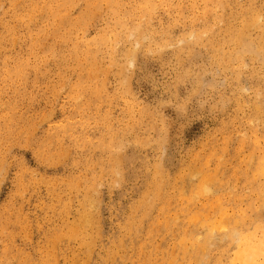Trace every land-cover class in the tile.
<instances>
[{"label":"rangeland","instance_id":"1","mask_svg":"<svg viewBox=\"0 0 264 264\" xmlns=\"http://www.w3.org/2000/svg\"><path fill=\"white\" fill-rule=\"evenodd\" d=\"M261 167L264 0H0V264H242Z\"/></svg>","mask_w":264,"mask_h":264},{"label":"bare ground","instance_id":"2","mask_svg":"<svg viewBox=\"0 0 264 264\" xmlns=\"http://www.w3.org/2000/svg\"><path fill=\"white\" fill-rule=\"evenodd\" d=\"M260 14H261V13H260ZM249 15H250V14H249ZM218 16H219V15H218ZM250 16H251V15H250ZM254 16H255V19H254ZM254 16H251V17H250L251 21H248V22H247L248 24L246 23V21L242 22L243 27H241L239 30H236V31H235V34H234V37H233L234 39H233V40H234V42H236V44H237V49H240V48L242 49V47L244 46V45H243V44H244V39L247 40L246 38H244V37H245V34H247V29H248L250 26L254 25V24L257 22V21H255V20H259V19H260V16H258L259 18L256 17L257 15H255V12H254ZM261 16H262V15H261ZM220 22H221V21H220ZM258 22L260 23V20H259ZM126 23H127V22H126ZM259 23H258V24H259ZM256 24H257V23H256ZM256 24H255V25H256ZM128 25H129V24H128ZM255 25H254V26H255ZM241 26H242V25H241ZM254 26H253V27H254ZM127 27H128V26H127ZM253 27H252V28H253ZM255 27H257V25H256ZM250 28H251V27H250ZM139 31H140V30H139ZM203 31H204V30H203ZM245 31H246V33H245ZM205 32H206V30H205ZM205 32H202V33H205ZM130 35H132V34H130ZM195 37H196V36H195ZM246 37H247V36H246ZM193 40H194V39H193ZM249 46H250V45H249ZM235 47H236V46H235ZM243 48H244V47H243ZM232 51H233V50H232ZM244 53H245V52H244ZM244 53H243V54H244ZM237 56H238V55H237ZM237 56H235V57H237ZM225 57H226V56H225ZM227 59H228V58H227ZM228 61H229V60H228ZM240 63H241V62H240ZM93 74H94V72H93ZM94 75H95V74H94ZM95 90H96V89H95ZM241 90H242V89H241ZM113 143H114V141H113ZM117 145H118V144H117ZM107 146H108V145H107ZM94 150H95V149H94ZM61 152H62V151H61ZM65 155H66V154H65ZM116 156H117V155H116ZM65 158H66V157H65ZM63 159H64V158H62V160H63ZM261 160H262V159H261ZM114 161H115V160H114ZM249 162H250V161H249ZM158 166H159V165H158ZM159 167H160V166H159ZM112 168L114 169V167H112ZM258 169H259V168H258ZM157 170H158V169H157ZM157 170H156V171H157ZM190 170H191V169H190ZM246 170H247V169H246ZM259 170L261 171V170H264V169H262V167H261V169H259ZM160 171H161V170H160ZM160 171H159V172H160ZM193 172H194V171H193ZM156 173H157V172H156ZM189 173H190V172H189ZM189 173H188V174H189ZM190 174H191V173H190ZM193 174H194V173H193ZM193 174H192V175H193ZM157 175H160V174L158 173ZM183 175H184V174H183ZM196 175H197V174H196ZM196 175H195V176H196ZM159 177H160V176H159ZM187 177H188V176H187ZM190 177H191V176H190ZM205 177H206V176H205ZM202 178H203V177H202ZM154 179H155V178H154ZM205 179H206V178H205ZM207 179H208V178H207ZM207 179H206V181H207ZM210 179H211V178H210ZM210 179H209V180H210ZM158 181H160V180H158ZM204 181H205V180H204ZM211 181H212V180H211ZM209 182H210V181H209ZM158 183H159V182H158ZM207 183H208V182H207ZM155 184H157V183H155ZM200 184H201V183H200ZM157 185L159 186V184H157ZM206 185H207V184H206ZM89 187H90V185H89ZM155 187H157V186H155ZM203 187H205V184H204ZM204 189H205V188H204ZM208 189H209V188H208ZM157 190H158V189H157ZM180 190H181V189H180ZM202 190H203V188H202ZM181 191H182V190H181ZM207 191H208V190H207ZM148 192H149V191H148ZM158 192H159V191H158ZM160 192H161V190H160ZM208 192H209V191H208ZM155 194H156V193H155ZM158 194H159V193H157V195H158ZM159 195H160V194H159ZM148 196H149V195H147V199H148ZM158 197H159V196H158ZM158 197H157V198H158ZM92 198H93V197H92ZM90 199H91V198H90ZM88 200H89V198H88ZM140 200H141V199H140ZM91 201H92V200H91ZM89 202H90V201H89ZM152 202H153V201H152ZM140 204H141V203H140ZM139 206H140V205H139ZM220 207H221V206H219V209H220ZM145 210H146V209H145ZM221 210H222V209H221ZM200 213H201V212H200ZM219 213H221V212H219ZM219 213H218V215H219ZM86 214H87V213H86ZM88 214H89V213H88ZM142 214H143V213H142ZM222 214H223V213H222ZM193 215H194V214H193ZM191 216H192V214H191ZM203 216H204V215H203ZM84 217H86V215H85ZM91 217H92V216H91ZM205 217H206V216H204V218H205ZM86 218H87V217H86ZM191 218H194V220H195V219H196V216H195V217L193 216V217H191ZM240 218H242V217H240ZM82 219H83V218H82ZM84 220H85V218L83 219V221H84ZM92 220H93V219H92ZM172 220H173V219H172ZM194 220H192V221L195 222L196 220H199V219L197 218L195 221H194ZM212 220H213V219H212ZM214 220H217V219H214ZM234 220L236 221V219H233V221H234ZM139 221H140V220H139ZM174 221H175V220H174ZM199 221H200V220H199ZM84 222H87V221H84ZM84 222H83V224H86V223H84ZM175 222H176V221H175ZM201 222H202V221H201ZM220 222H221V221H220ZM220 222H217V223L219 224ZM222 222H223V221H222ZM222 222H221V223H222ZM81 223H82V222H81ZM81 223H80V224H81ZM88 223H89V220H88ZM199 224H200V223H199ZM213 224H214V223H213ZM224 224H225V222H224ZM236 224H237V223H236ZM152 225H153V224H152ZM219 225H222V228H225V227H226V226L223 227V226H224L223 224H219ZM213 226H215L214 228H216V225H215V224H214ZM213 226H212V227H213ZM158 227H159V226H158ZM208 227H209V226H208ZM254 227H256V226H254ZM261 227H262V226H261ZM204 228H205V227H204ZM220 228H221V227H220ZM222 228H221V229H222ZM262 228H264V227H262ZM155 230H156V229H155ZM208 230H212V231H213V228H212V229H209V228H208ZM218 230H219V229H218ZM226 230H227V229H226ZM255 230H256V228H255L254 230H252V231H255ZM257 230H258V229H257ZM212 231H211V232H212ZM252 231H250V232H252ZM228 232H229V231H228ZM255 232H256V231H255ZM261 232H264V230L261 229ZM261 232H260L259 235H262ZM253 233H254V232H253ZM253 233H252V234H253ZM191 234H192V233H191ZM224 234H225V233H224ZM224 234H223V237H221V238H224V237L226 238V235H224ZM228 234H229V233H228ZM228 234H227V235H228ZM246 234L249 235L250 233H247V232H246ZM254 234H255V233H254ZM230 235H231V237H234L235 239H236V238H239V243H240L241 247L243 246L242 248L239 246V247L241 248V250H240V248H238L239 251H237V252H238V254H236V255H238L237 257H239V254H240V253L242 254V252H243L244 255H247V256H249V258H251V256L253 255V253H254L255 251H254L252 248H250V246H251V247L253 246V245H250V244H251V243L254 244L255 242H254V241L251 242V240H249V241L247 242V238L244 236L245 233H244V235H240V234H239L237 231H235V230H232V233H231ZM248 235H247V236H248ZM199 236H201V235H199ZM238 236H239V237H238ZM262 236H264V235H262ZM231 237H230V238H231ZM248 237H249V236H248ZM253 237H254V235H253ZM195 238H197V237H195ZM256 238H257V237H256ZM182 239H183V237H182ZM182 239H181V240H182ZM186 239H187V238H185V240H186ZM190 239H191V238H190ZM211 239H212V238H211L209 235H208V236L206 235V237H205L204 240H202V241H200V239H199L198 242H195V245L191 244V245L194 246V247L192 246L193 250H195L197 253H198L199 251H200V252H203L204 249H206V245L212 242V241L210 242ZM213 239H216V237H215V238L213 237ZM218 239H219V238H218ZM249 239H251V238L249 237ZM259 239L262 240V239H264V238H262V239L259 238ZM91 240H92V239H91ZM181 240H180V241H181ZM196 241H197V240H196ZM231 241H232V240H231ZM235 241H236V240H235ZM258 241H259V240H258ZM262 241H264V240H262ZM178 242H179V241H178ZM182 242H183V241H182ZM232 242H233V241H232ZM232 242H231V243H232ZM249 242H250V243H249ZM253 242H254V243H253ZM260 242H261V241H260ZM260 242H257L258 245H255L253 248H255V249L258 248V250L264 248V244H262V243H264V242H262V243H260ZM174 243H175V242H174ZM193 243H194V242H193ZM218 243H219V242H218ZM243 243H244V245H243ZM248 243H249V245H248ZM179 244H180V242H179ZM234 244H235V243H234ZM121 245H122V244H121ZM235 245L238 246L239 244H237V242H236ZM260 245H261L262 248L260 247ZM212 246H213V245H212ZM236 246H235V247H236ZM244 246H246V248H245ZM207 247H208V246H207ZM259 247H260V248H259ZM166 248H167V247H166ZM187 248H189V247H188L187 245L184 246V244L182 243V250H183V252H186V251H187ZM173 249H175V248H173ZM236 249H237V248H236ZM238 249H237V250H238ZM207 250H208V249H207ZM258 250L256 249V252H255L256 256L259 255V251H258ZM261 251H262V250H260V252H261ZM191 252H192V250H191ZM204 252H205V254H206V251H204ZM233 252H234V251H233ZM252 252H253V253H252ZM234 253H236V250H235ZM234 253H233V255H234ZM243 254H242V257H241V259H240V261H243V259H244V261L241 262L242 264H243V263H244V264H245V263L248 264V263H250V262H248V261H253V260H249V259L245 256V258L248 259V261L246 262V261H245V258H243V257H244ZM262 254H264V253H262ZM262 254H260V255H262ZM185 255H186V254H185ZM185 255H184V256H185ZM189 255H190V253H189ZM200 255H201V254H200ZM200 255H199V256H200ZM203 255H204V254H203ZM236 255H235V256H236ZM260 255H259V256H260ZM206 256H207V255H206ZM240 256H241V255H240ZM253 256H255V255H253ZM259 256H257V258H258ZM261 257H262V256H261ZM203 258H204V257H203ZM235 258H236V257H235ZM239 258H240V257H239ZM239 258H237V259H239ZM254 258H255V257H254ZM201 259H202V258H201ZM237 259H236V260H237ZM251 259H252V258H251ZM111 260H112V259H111ZM261 261L264 262V260H262V259H261ZM234 262H235V260H234ZM237 262H238V261H237ZM257 262H258V261H257ZM262 262H261V264H264V263H262ZM75 263H76V262H75ZM180 263H181V262H180ZM232 263H233V261H232ZM251 263H252V262H251ZM255 263H256V262H255ZM233 264H235V263H233ZM252 264H253V263H252ZM257 264H258V263H257Z\"/></svg>","mask_w":264,"mask_h":264}]
</instances>
